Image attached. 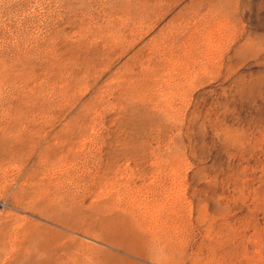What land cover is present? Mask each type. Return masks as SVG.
<instances>
[{"label": "rangeland", "instance_id": "374dc122", "mask_svg": "<svg viewBox=\"0 0 264 264\" xmlns=\"http://www.w3.org/2000/svg\"><path fill=\"white\" fill-rule=\"evenodd\" d=\"M178 1L0 0V264H264V0Z\"/></svg>", "mask_w": 264, "mask_h": 264}, {"label": "bare ground", "instance_id": "6f19581e", "mask_svg": "<svg viewBox=\"0 0 264 264\" xmlns=\"http://www.w3.org/2000/svg\"><path fill=\"white\" fill-rule=\"evenodd\" d=\"M129 1H130V0H129ZM152 2H154V1H152ZM177 2H179V1L177 0ZM167 3H168V2H167ZM204 3H205V2H204ZM155 4H156V3H155ZM201 4H202V3H201ZM177 5H178V4H177ZM200 7H201V6H200ZM200 7H199V8H200ZM156 8H157V7H156ZM200 10H201V9H200ZM152 11H155V9L152 10ZM158 12H159V11H158ZM182 12H183V11H182ZM201 12H202V11H201ZM176 14H177V13H176ZM176 14H175V15H176ZM128 15H129V14H128ZM194 17H195V16H194ZM129 18H130V17H129ZM150 18H151V17H150ZM206 18H207V17H206ZM172 19H173V18H172ZM142 20H143V19H142ZM177 20H178V19H177ZM177 20H175V21H177ZM147 21H148V20H147ZM175 21H174V22H175ZM193 21H194V20H193ZM199 21H200V20H199ZM170 22H171V21H170ZM174 22H173V23H174ZM188 22H189V21H188ZM190 22H191V21H190ZM190 22H189V23H190ZM189 23H188V24H189ZM179 24H180V23H179ZM184 24H185V23H184ZM136 25H137V24H136ZM190 25H191V24H190ZM192 25H193V24H192ZM200 25H201V24H200ZM136 28H137V27H136ZM139 28H140V27H139ZM166 28H168V27H166ZM170 28H171V27H170ZM170 28H169V29H170ZM181 28H182V27H181ZM184 28H185V27H184ZM179 29H180V28H179ZM188 29H189V28H188ZM177 30H178V29H177ZM189 30H190V29H189ZM185 31H186V30H185ZM187 31H188V30H187ZM187 31H186V32H187ZM129 32H130V31H129ZM165 32H166V30H165ZM180 32H181V31H180ZM162 33H164V32L162 31ZM179 34H180V33H179ZM162 35H163V34H162ZM175 35H176V34H175ZM186 35H187V34H185V36H186ZM177 36H178V35H177ZM177 36H176V37H177ZM181 36H183V35H181ZM176 37H175V38H176ZM154 39H155V38H154ZM159 39H160V38H159ZM164 39H165V37H164ZM179 39H180V38H179ZM180 40H181V39H180ZM182 40H183V38H182ZM174 41H175V40H174ZM167 42H168V41H167ZM172 42H173V40L171 41V43H172ZM163 43H164V42H163ZM165 43H166V42H165ZM175 43H176V42H175ZM179 44H180V43H179ZM164 45H165V44H164ZM174 45H175V44H174ZM171 46H173V45H171ZM114 49H115V51H116V48H114ZM178 49H179V48H178ZM168 50H169V49H168ZM138 51H139V50H138ZM145 51H146V50H145ZM113 52H114V50H113ZM141 52H142V51H141ZM146 53H147V52H146ZM174 53H176V52H174ZM178 54H179V52H177V55H178ZM139 55H140V54H139ZM146 55H147V54H146ZM148 56H149V55H148ZM148 56H147V57H148ZM140 58H141V57H140ZM145 58H146V57H145ZM145 58H144V60H145ZM142 59H143V58H142ZM133 60H134V59H133ZM146 60H147V59H146ZM146 60H145V62H146ZM177 60H178V59H177ZM102 61H103V60H102ZM137 61H138V60H137ZM138 62H139V61H138ZM143 63H144V62H143ZM139 64H140V63H139ZM151 64H152V63H151ZM154 64H155V62H154ZM154 64L152 65L153 67H154ZM156 65H157V64H156ZM140 66H142V65H140ZM146 66H147V65H146ZM149 66H150V65H149ZM143 67H144V66H143ZM155 67H156V66H155ZM155 67H154V68H155ZM126 68H127V67H126ZM144 68H145V67H144ZM140 69H141V68H140ZM146 69H148V67H147ZM131 70H132V69H131ZM141 70H143V69H141ZM133 71H134V70H133ZM138 71H139V70H138ZM157 71H158V70H157ZM140 72H141V71H140ZM143 72H144V71H143ZM134 74H135V73H134ZM122 75H123V74H122ZM140 75H141V73H140ZM143 75H144V74H143ZM147 75H148V74H147ZM137 76H138V75H137ZM141 76H142V75H141ZM145 76H146V75H145ZM118 77H119V76H118ZM133 77H134V75H133ZM128 78H130V77H128ZM136 78H137V77H136ZM119 79H120V78H119ZM147 79H148V78H147ZM128 81H129V80H127V82H128ZM133 82H134V81H133ZM125 84H127V83H125ZM128 84H129V83H128ZM131 86H132V84H131ZM127 88H128V86H127ZM129 89H132V88H129ZM133 89H134V88H133ZM34 128H35V127H34ZM37 129H38V128H37ZM31 130H33V128H31ZM34 131H36V130H34ZM34 131H33V133H34ZM41 132H42V131H41ZM34 134H35V133H34ZM38 136H39V135H38ZM69 140H70V139H69ZM48 142H49V141H48ZM59 142L61 143V141H59ZM52 144H53V143H52ZM67 145H68V143H67ZM73 145H74V144H73ZM48 146H49V145H48ZM53 146H54V145H53ZM53 146H50V147H53ZM69 146H70V145H69ZM50 147H49V148H50ZM72 147H73V146H72ZM40 148H41V147H40ZM58 148H59V147H58ZM62 148H63V146H62ZM46 149H47V147H46ZM56 149H57V147H56ZM59 149H60V148H59ZM59 149H58V151H59ZM66 149H67V148H66ZM70 149L72 150V148H70ZM70 149H69V150H70ZM64 150H65V148H64ZM44 151H45V150H44ZM67 151H68V150H67ZM73 151H74V150H73ZM36 153H37V152H36ZM67 153H68V152H67ZM71 153H72V152H71ZM71 153H70V154H71ZM59 155H60V154H59ZM61 155H62V154H61ZM68 155H69V154H68ZM65 156H66V155H65ZM65 156H64V157H65ZM69 156H71V155H69ZM69 156H68V157H69ZM61 161H62V160H61ZM71 165H72V163H71ZM71 165H70V166H71ZM41 166H42V165H41ZM59 167H60V166H59ZM61 167H62V165H61ZM65 167H66V166H65ZM67 167H69V166H67ZM73 168H74V167H73ZM64 170H65V168H64ZM72 170H73V169H72ZM60 171H61V170H60ZM65 171H67V170H65ZM61 174H62V173H61ZM64 174H65V173H64ZM69 176H70V174H69ZM69 176H68V177H69ZM16 199H17V198H16ZM25 202H26V200H25ZM25 205H27V204L25 203ZM21 206H22V205H21ZM27 206H28V205H27ZM28 207H29V206H28ZM29 208H31V207H29ZM31 209H32V208H31Z\"/></svg>", "mask_w": 264, "mask_h": 264}]
</instances>
